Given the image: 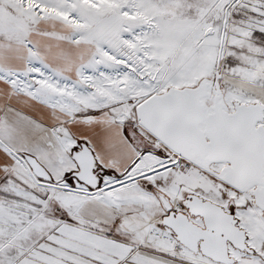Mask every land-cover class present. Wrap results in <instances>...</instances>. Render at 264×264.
Returning a JSON list of instances; mask_svg holds the SVG:
<instances>
[{
    "label": "snow or ice",
    "instance_id": "snow-or-ice-1",
    "mask_svg": "<svg viewBox=\"0 0 264 264\" xmlns=\"http://www.w3.org/2000/svg\"><path fill=\"white\" fill-rule=\"evenodd\" d=\"M0 264H264V0H0Z\"/></svg>",
    "mask_w": 264,
    "mask_h": 264
}]
</instances>
